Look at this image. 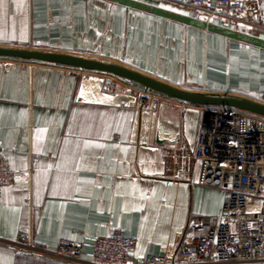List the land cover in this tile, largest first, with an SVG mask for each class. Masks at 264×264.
<instances>
[{
  "label": "crops",
  "instance_id": "1",
  "mask_svg": "<svg viewBox=\"0 0 264 264\" xmlns=\"http://www.w3.org/2000/svg\"><path fill=\"white\" fill-rule=\"evenodd\" d=\"M138 1L204 17L182 0ZM0 46L115 61L184 89L264 102V49L109 0H0ZM105 78L0 60V158L22 171L1 189V239L25 218L48 247L119 229L143 257L177 247L189 216L218 220L228 192L196 184L193 162L203 108L160 97L141 109L127 103L135 87L105 93ZM0 264L66 263L0 245Z\"/></svg>",
  "mask_w": 264,
  "mask_h": 264
},
{
  "label": "built area",
  "instance_id": "2",
  "mask_svg": "<svg viewBox=\"0 0 264 264\" xmlns=\"http://www.w3.org/2000/svg\"><path fill=\"white\" fill-rule=\"evenodd\" d=\"M213 2V4H211ZM183 5L249 29L264 38L260 0H182ZM122 82L106 75L105 93H115ZM160 97L147 90L128 94L127 103L150 108ZM193 153L196 184L228 192L216 222L189 216L180 242L162 254L134 257V237L119 229L81 241L60 238L54 247L34 240L30 221L23 219L12 239L0 245L19 254L66 264H264V118L227 106L203 108ZM37 165L33 161L31 169ZM22 171L0 158V194ZM29 204L26 201V205Z\"/></svg>",
  "mask_w": 264,
  "mask_h": 264
},
{
  "label": "water",
  "instance_id": "3",
  "mask_svg": "<svg viewBox=\"0 0 264 264\" xmlns=\"http://www.w3.org/2000/svg\"><path fill=\"white\" fill-rule=\"evenodd\" d=\"M109 1L264 49V38L256 35L138 0ZM0 60L47 64L72 70L111 75L136 89L147 90L154 95L179 103L202 108L227 106L264 118V102L233 93L184 89L115 61L25 46H0Z\"/></svg>",
  "mask_w": 264,
  "mask_h": 264
},
{
  "label": "rangeland",
  "instance_id": "4",
  "mask_svg": "<svg viewBox=\"0 0 264 264\" xmlns=\"http://www.w3.org/2000/svg\"><path fill=\"white\" fill-rule=\"evenodd\" d=\"M210 22H213V23H215V21H212V20H211ZM216 24H217V23H216ZM223 26H224V25H223ZM226 27H227V26H226ZM121 82H122V81H121ZM122 83H123V82H122Z\"/></svg>",
  "mask_w": 264,
  "mask_h": 264
}]
</instances>
